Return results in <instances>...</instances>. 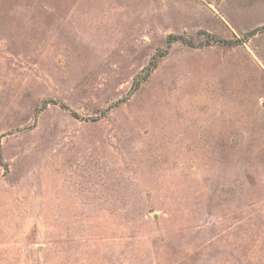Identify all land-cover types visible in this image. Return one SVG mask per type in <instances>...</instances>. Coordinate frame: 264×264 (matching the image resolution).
<instances>
[{
	"label": "rangeland",
	"instance_id": "1",
	"mask_svg": "<svg viewBox=\"0 0 264 264\" xmlns=\"http://www.w3.org/2000/svg\"><path fill=\"white\" fill-rule=\"evenodd\" d=\"M0 264H264V0H0Z\"/></svg>",
	"mask_w": 264,
	"mask_h": 264
}]
</instances>
